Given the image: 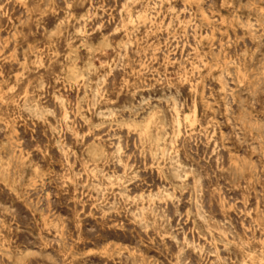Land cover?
<instances>
[{
  "label": "rangeland",
  "instance_id": "1",
  "mask_svg": "<svg viewBox=\"0 0 264 264\" xmlns=\"http://www.w3.org/2000/svg\"><path fill=\"white\" fill-rule=\"evenodd\" d=\"M0 264H264V0H0Z\"/></svg>",
  "mask_w": 264,
  "mask_h": 264
}]
</instances>
